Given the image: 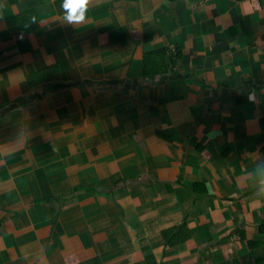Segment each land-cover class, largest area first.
<instances>
[{"label":"crops","instance_id":"0c3cea01","mask_svg":"<svg viewBox=\"0 0 264 264\" xmlns=\"http://www.w3.org/2000/svg\"><path fill=\"white\" fill-rule=\"evenodd\" d=\"M61 4L0 0V264H264V0Z\"/></svg>","mask_w":264,"mask_h":264},{"label":"clouds","instance_id":"9594fccd","mask_svg":"<svg viewBox=\"0 0 264 264\" xmlns=\"http://www.w3.org/2000/svg\"><path fill=\"white\" fill-rule=\"evenodd\" d=\"M91 3L92 0H62L63 21L70 26L87 23ZM261 184H264V180H261ZM256 196L264 197V187L258 188Z\"/></svg>","mask_w":264,"mask_h":264},{"label":"trees","instance_id":"16d2710c","mask_svg":"<svg viewBox=\"0 0 264 264\" xmlns=\"http://www.w3.org/2000/svg\"><path fill=\"white\" fill-rule=\"evenodd\" d=\"M149 65H150V63L149 62H146V67H145V71L146 72H151L150 70H148V67H149ZM155 66H156V64H155ZM157 67V66H156ZM158 69L160 68V67H157ZM160 70V69H159ZM163 71H167V68H164V69H162Z\"/></svg>","mask_w":264,"mask_h":264}]
</instances>
